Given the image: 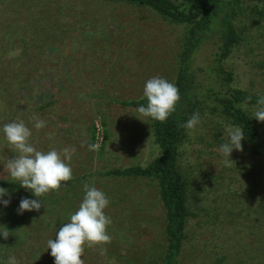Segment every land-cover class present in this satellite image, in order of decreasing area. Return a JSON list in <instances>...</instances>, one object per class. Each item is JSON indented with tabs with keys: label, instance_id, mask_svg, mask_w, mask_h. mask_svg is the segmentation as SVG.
Here are the masks:
<instances>
[{
	"label": "rangeland",
	"instance_id": "obj_1",
	"mask_svg": "<svg viewBox=\"0 0 264 264\" xmlns=\"http://www.w3.org/2000/svg\"><path fill=\"white\" fill-rule=\"evenodd\" d=\"M243 7L236 20L243 41L225 67L234 71L235 85L261 91L264 0H243ZM180 35V27L151 9L126 2L0 1V129L20 118L37 150L74 149L66 161L73 178L59 191L38 198L7 189L2 199L10 202H0V230L10 234L7 239L0 234V264L10 256L18 264H54L47 241L78 210L85 183L106 194L110 203L104 212L112 220L111 242L85 245V264H162L164 209L156 180L87 174L146 164L159 155L146 117L119 100L143 96L154 76L174 83ZM211 51L210 46L199 50L194 65L207 66ZM34 115L45 127L35 129ZM97 119L104 140L90 151ZM257 124L264 145V122ZM226 127L200 116L180 144L177 160L195 212L180 264H264V156L252 154L242 140L243 151L233 149L231 166H225L219 148L227 142ZM15 156L0 131V178L11 179L5 166ZM22 198L41 199V208L18 213Z\"/></svg>",
	"mask_w": 264,
	"mask_h": 264
},
{
	"label": "trees",
	"instance_id": "obj_2",
	"mask_svg": "<svg viewBox=\"0 0 264 264\" xmlns=\"http://www.w3.org/2000/svg\"><path fill=\"white\" fill-rule=\"evenodd\" d=\"M1 1V0H0ZM120 1L151 9L165 21L181 29L178 67L174 84L180 100L176 110L165 122L146 118L153 143L160 153L146 164H134L96 170L87 175L147 177L156 180L158 197L164 209L166 239L162 264H180L179 256L186 238L188 220L195 212L191 208L189 185L178 164L180 144L186 130L185 123L193 113L226 126L242 128L243 142L252 154L264 156L257 119L251 107L264 96L261 91L235 85V74L225 63L243 41L236 24L243 11V0H104ZM210 46L211 59L207 66H195L194 55ZM251 100L245 104V98ZM125 106L138 108L146 98L119 100ZM107 139V135H105ZM0 187L24 192L19 181L0 178Z\"/></svg>",
	"mask_w": 264,
	"mask_h": 264
},
{
	"label": "clouds",
	"instance_id": "obj_3",
	"mask_svg": "<svg viewBox=\"0 0 264 264\" xmlns=\"http://www.w3.org/2000/svg\"><path fill=\"white\" fill-rule=\"evenodd\" d=\"M143 97L146 98V104L138 107L140 116L165 122L175 112L180 93L174 83L154 76L146 81ZM250 100V96L246 97L243 106H246ZM253 117L264 122V96L256 100ZM30 119L36 130L45 127L46 122L37 116L34 115ZM143 121L146 122V120ZM199 123L200 115L197 112L179 126L192 130ZM0 131L3 132L7 144L16 153L15 158L8 159L5 166L11 181H19L20 186L40 198L52 191H59L62 184H66L65 182L73 178L70 164L66 161H71L74 149L66 147L62 151H57L51 148L47 152L37 150L29 143L32 136L31 129L20 118L5 123ZM225 134L227 142L220 146L219 151L225 158V166H231L230 154L233 149L243 151L241 141L244 135L239 126H227L224 130ZM51 138L52 134L49 133V139ZM88 148L90 151H97L99 145L89 144ZM84 192L83 200L78 210L70 215L69 222L59 228L55 239L47 241V249H51L50 254L54 258V264H85L82 259L85 245L95 248L111 242L112 237L108 234L107 227L112 220L104 212L110 203L109 199L102 190L88 183L84 184ZM5 195H7V189L0 187V202L7 206L10 201L2 199ZM42 202L41 199L22 198L18 213L22 214L25 210L39 211ZM0 234L7 239L10 233L6 228L0 230ZM104 252L105 249L101 247L100 254L103 255ZM6 264H18V261L15 256H10Z\"/></svg>",
	"mask_w": 264,
	"mask_h": 264
},
{
	"label": "built area",
	"instance_id": "obj_4",
	"mask_svg": "<svg viewBox=\"0 0 264 264\" xmlns=\"http://www.w3.org/2000/svg\"><path fill=\"white\" fill-rule=\"evenodd\" d=\"M103 140H104L103 126L101 124L100 119H97V122L95 124L94 134H93V141H94V144H98L100 146Z\"/></svg>",
	"mask_w": 264,
	"mask_h": 264
}]
</instances>
